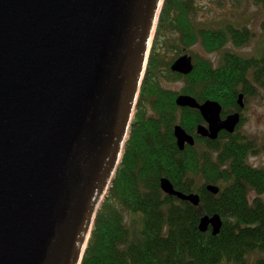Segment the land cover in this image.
I'll use <instances>...</instances> for the list:
<instances>
[{"label":"water","instance_id":"water-1","mask_svg":"<svg viewBox=\"0 0 264 264\" xmlns=\"http://www.w3.org/2000/svg\"><path fill=\"white\" fill-rule=\"evenodd\" d=\"M164 0H0V264H81L97 212L122 161ZM189 74L193 57L170 65ZM244 92L238 103L244 107ZM216 139L240 112L189 93ZM177 145L195 144L180 123ZM162 190L198 205L200 194ZM206 188L218 193L220 186ZM223 218L204 214L202 231Z\"/></svg>","mask_w":264,"mask_h":264},{"label":"trees","instance_id":"trees-1","mask_svg":"<svg viewBox=\"0 0 264 264\" xmlns=\"http://www.w3.org/2000/svg\"><path fill=\"white\" fill-rule=\"evenodd\" d=\"M254 2L264 10V0ZM195 9V0H164L156 33L168 30L183 46L199 43L208 52H219L217 65L195 55L192 72L170 69L171 75L184 80L180 92L198 101L217 99L225 110L238 109L240 92L252 95L264 88V54L244 56L227 49L228 44L248 43L252 31L235 22L198 25ZM153 62L154 55L122 161L81 264H264V166L249 160L264 151V141L257 143L239 130L224 131L217 139L200 136L196 125L201 114L176 103L179 91L160 85L159 62ZM176 123L197 137L194 145H177ZM162 176L179 190L199 192L200 203L164 192ZM210 182L220 186L218 193L206 188ZM123 209L138 214L141 225L131 226ZM215 212L223 218L221 231L200 230L201 217Z\"/></svg>","mask_w":264,"mask_h":264},{"label":"rangeland","instance_id":"rangeland-1","mask_svg":"<svg viewBox=\"0 0 264 264\" xmlns=\"http://www.w3.org/2000/svg\"><path fill=\"white\" fill-rule=\"evenodd\" d=\"M195 1V17L198 25H223L226 22H235L239 26H247L252 31L253 36L248 43L244 45L228 44L226 46L227 49L244 56H261L264 54V10L261 4H256L254 0ZM156 30L157 27L152 39L149 57L154 55L153 63L156 60L159 62L158 71L161 70V72L157 74L156 78L162 87L177 90L179 94L182 93L180 89L184 85V80L171 75L173 72L170 71V64L184 53L190 54L193 57V61L196 55L207 59L210 58L217 65L219 52H208L199 43L191 47L183 46L180 44L177 34L171 33L168 30L156 33ZM243 110L245 118L239 126L240 133L248 138L255 139L257 143L263 142L264 88L258 89L255 94H247ZM249 160L254 166H264V151L251 155ZM123 211L131 226L136 228L141 225V217L138 214L126 209H123Z\"/></svg>","mask_w":264,"mask_h":264},{"label":"flooded vegetation","instance_id":"flooded-vegetation-1","mask_svg":"<svg viewBox=\"0 0 264 264\" xmlns=\"http://www.w3.org/2000/svg\"><path fill=\"white\" fill-rule=\"evenodd\" d=\"M255 94V93H254ZM246 94L244 93V97H243V100H244V107H245V99H246ZM238 98V97H237ZM199 102H202V101H199ZM221 103V102H220ZM236 103H237V106H238V109L236 108V107H233V108H231V109H227V110H225L224 108H223V104H222V111H221V116L224 118L227 114H229V113H232V112H235V111H239L240 112V122L237 124V126H236V129H235V131L234 132H229V131H227V130H221L220 132H219V135L221 134V133H223L224 131H226L227 133H230V134H233V133H235L236 131H238L239 130V126H240V124L242 123V121H243V119L245 118V115H244V107H240L239 106V103H238V100L236 99ZM137 108V107H136ZM196 108V107H195ZM197 109V111L199 112V114H201V112H200V110L198 109V108H196ZM225 112V113H224ZM201 118H202V121H199V122H197V125L199 124V123H204V124H207V122L205 121V119L203 118V116L201 115ZM197 125H196V132H197ZM131 129V128H130ZM194 137H195V143H196V140H197V137L193 134V133H191ZM199 134V133H198ZM130 135V134H129ZM200 135V134H199ZM219 135H218V137H219ZM200 136H202V135H200ZM202 137H208V136H202ZM217 137V138H218ZM209 138V137H208ZM216 138V139H217ZM211 139V138H210ZM176 143H177V140H176ZM187 145H189V144H187L186 143V145H185V147L187 146Z\"/></svg>","mask_w":264,"mask_h":264},{"label":"bare ground","instance_id":"bare-ground-1","mask_svg":"<svg viewBox=\"0 0 264 264\" xmlns=\"http://www.w3.org/2000/svg\"><path fill=\"white\" fill-rule=\"evenodd\" d=\"M134 115H135V113H134ZM134 118V117H133ZM132 121H133V119H132ZM131 124H132V122H131ZM131 128V127H130Z\"/></svg>","mask_w":264,"mask_h":264}]
</instances>
